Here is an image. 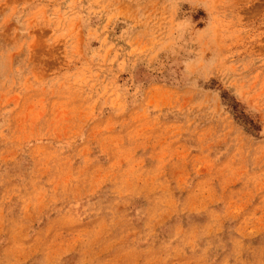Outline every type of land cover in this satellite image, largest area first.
<instances>
[{"label":"rangeland","instance_id":"rangeland-1","mask_svg":"<svg viewBox=\"0 0 264 264\" xmlns=\"http://www.w3.org/2000/svg\"><path fill=\"white\" fill-rule=\"evenodd\" d=\"M0 264H264V0H0Z\"/></svg>","mask_w":264,"mask_h":264}]
</instances>
